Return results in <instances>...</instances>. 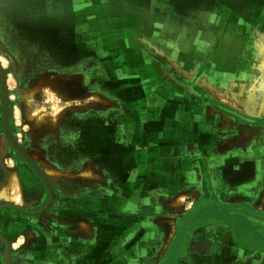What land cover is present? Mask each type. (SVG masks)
<instances>
[{
	"label": "rangeland",
	"instance_id": "obj_1",
	"mask_svg": "<svg viewBox=\"0 0 264 264\" xmlns=\"http://www.w3.org/2000/svg\"><path fill=\"white\" fill-rule=\"evenodd\" d=\"M22 1L0 0V186L9 196H0V264H25L21 259L40 250L41 237L62 236L56 234L61 219L51 212L57 211L59 204H68L70 199L80 200L75 205L82 204L83 192L87 193L100 184L99 180L93 181L94 186L84 184L89 174H95L96 178L111 177L108 176L112 172L107 170L109 166H100V157H111L125 180L124 170L133 165V159L123 164L120 148L114 152L109 146L99 147L100 142L112 141L117 136V133L106 130L105 125L113 119V112L123 107L118 90L125 77L131 76L125 83L129 84L126 86L130 90L127 97L133 96L135 111H147L155 106V101L135 99L143 93L156 91L159 85L155 86L153 78H165L169 80L165 88L171 92L196 94L199 102L207 101L210 106L233 117V148H242L249 153L248 157L256 151L258 156L264 153V28L258 16L243 18L242 0L227 5L234 10L229 17L226 15L228 10L217 6L216 0H171L170 11L180 15L175 28L166 27V13L161 12L162 5L156 6L159 20L155 29L159 46L153 42L148 60L149 66L155 64L157 68L122 63L137 60V54L127 56L118 48L117 36L114 40L109 39L108 49L111 48L112 52L110 50L97 58H89L92 54L85 49L76 52L74 46L71 51L61 52L49 43L41 30H36L35 6ZM76 8L84 7L77 5ZM97 16H100L99 9L96 13L90 9L89 18ZM74 18L70 9L61 23L65 27L60 26L61 29L72 33ZM219 22L224 23V28H218ZM39 24L41 26V22ZM112 24L95 20L90 26L101 25L105 29L109 25L107 31H110ZM85 26L87 31L88 26ZM164 34L165 40L162 38ZM68 35L72 41V35ZM61 36L65 37V34ZM85 38L93 42L91 36L85 34ZM175 43L182 48L181 52L172 45ZM99 64L100 69L96 67ZM4 91L7 92V103L3 99ZM5 111H8L12 136L25 154L5 133ZM244 117L256 120L257 124ZM146 125L152 130L154 126L161 127V122L151 121ZM222 161L221 157L218 163ZM18 183L23 203L12 196ZM106 183L110 182H103ZM204 184L209 186L208 182ZM103 196L100 194L92 199ZM234 199L235 204L254 201L253 198ZM257 206L264 207L262 191L251 208ZM91 209L89 212L80 208L73 214L76 217L71 218L73 224L70 225V228L79 227L77 233L87 240L89 233L95 237L99 219L107 222L119 215L113 209ZM198 212L195 208L189 215ZM89 217L90 226L88 224L87 232H84L80 221H89ZM231 219L239 232L242 231L240 237L250 234L251 225L241 219ZM61 229L65 232L63 227ZM112 230H107L106 240L104 232L100 231L95 247L92 246V260L87 264L115 263L111 259L99 260L106 244L110 243L108 240L114 238ZM253 231L256 233L254 228ZM180 239L175 241L163 264H167L169 256L173 257L169 264L175 262V258L179 261L181 248L178 249L176 242ZM77 241L81 240L78 238ZM260 242L264 245L263 238Z\"/></svg>",
	"mask_w": 264,
	"mask_h": 264
},
{
	"label": "crops",
	"instance_id": "obj_2",
	"mask_svg": "<svg viewBox=\"0 0 264 264\" xmlns=\"http://www.w3.org/2000/svg\"><path fill=\"white\" fill-rule=\"evenodd\" d=\"M234 2L237 1L216 0V5L228 10L226 15L229 17L234 10L227 5ZM22 3L35 6L36 30H41L49 43L61 52L71 51V46H74L76 52L85 49L88 54H92L89 58H97L110 50L112 52L111 48L108 49L109 39L114 40L117 36L118 48L127 56L137 54V60L122 63L135 67L142 64L149 66L153 42L159 46L155 29L156 21L159 20L156 18V6L162 5L161 12L166 13L167 28H175L180 21V15L170 11L171 0H23ZM241 4L244 5L241 11L243 18L258 16L263 29L264 0H242ZM77 5L84 8L77 9ZM70 9L75 17L72 33L60 27H65L61 23L67 18ZM90 9L95 13L99 9L100 16L90 19ZM95 20L113 22V27L110 31H107L109 25L105 29L101 25L91 27V22ZM218 24V28H224V23ZM85 25L88 26L87 31ZM68 34L72 35V41ZM85 34L91 36L93 42L85 38ZM227 34L232 35L229 32ZM164 36L162 38L165 40ZM59 38L67 40L59 41ZM172 45L181 52L182 48L178 44ZM157 66L154 64L149 67ZM96 67L102 68L100 64ZM127 78L131 76L125 77L118 90L123 107L115 110L112 114L114 120L105 125L106 130L117 133V136L112 141L99 143L100 148L106 145L114 152L120 148L123 164L133 159V165L124 170L125 180L111 157H100V166H109L107 170L112 172L108 176L111 177L103 175L102 178H96L95 174L86 176L84 184L87 182L89 186H94L95 180H99L100 184L87 193L83 192L81 206L75 205L80 200L70 199L68 204H59L56 206L57 211L51 212L61 219L59 222L62 225L58 222L56 234L62 236L51 238L53 240L37 238L40 250L36 247L37 251L26 254L21 261L25 264H87L92 260V246L95 247L100 231L104 232L105 236L102 237L106 240L107 230L113 229L114 238L108 240L110 243L106 244L100 261L111 259L114 264H163L175 241L181 238L180 242H176L178 249L181 248L179 261L175 258L172 264H264V245L260 237L257 240L253 231L258 226L251 225L252 230L247 234V237H251L245 244L236 236L238 233L233 227L238 229L237 225L217 219L212 212L215 205L237 211H240L239 206L252 207L261 191L264 193V153L261 157L255 150L253 156L248 157L249 153L242 148H233V117L210 106L207 101L199 102L196 94L171 92L165 88L169 83L165 78H153L155 86L159 85L156 91L143 93L135 99L155 101V106L147 111H135L133 96L127 97L130 91L126 87L129 84L125 83ZM151 121L161 122V127L154 126L149 130L146 124ZM221 157L223 161L219 164ZM105 181L110 183L103 184ZM204 182H208L209 186ZM100 194L104 196L92 199ZM233 197L253 198L254 201L250 200V204H235ZM204 203L209 205L205 216H199V213L189 215ZM82 207L89 212L93 210L92 207L95 210L113 209L119 215L107 222L99 219V224L95 220L98 225L95 237L89 233L87 240L84 235L82 237L77 233L79 227L70 228L73 224L71 218L76 217L73 214ZM254 208L256 211L261 209L258 206ZM90 221L91 217L89 221L82 219L80 223L87 222L90 226ZM81 230L87 232L85 227ZM77 237L82 242L77 241ZM262 238L264 242V207ZM169 259L167 264L172 262L173 257L169 256Z\"/></svg>",
	"mask_w": 264,
	"mask_h": 264
},
{
	"label": "flooded vegetation",
	"instance_id": "obj_3",
	"mask_svg": "<svg viewBox=\"0 0 264 264\" xmlns=\"http://www.w3.org/2000/svg\"><path fill=\"white\" fill-rule=\"evenodd\" d=\"M248 118V117H247ZM249 120H253V122H257L256 120L252 119V118H248ZM262 121V120H261ZM259 121V122H261ZM252 122V121H251ZM257 124V123H256ZM208 206L206 203H204V205H202L201 207L199 206L198 210H199V216H205V214H207V210H208ZM227 207V206H224ZM240 208H238V210L240 209V211H237V209H225L223 208V206H218L216 207V205L214 206V208H212V212L214 214V216L219 219V220H225L230 222L231 224H233V226H235L234 222L232 219H229V217L233 216L234 219L237 218V220H244L245 222H247L249 225L255 224L256 226H258L255 230L256 233L258 234V238L260 237L262 240V207L260 210L258 211H251V207L248 206H239ZM227 210V211H226ZM251 213L253 215H251ZM227 216V217H226ZM229 216V217H228ZM255 219V220H254ZM259 224V225H258ZM234 230H236V233H241L242 231L240 230L239 232V228L236 229L235 227H233ZM255 233V235H256ZM238 234H236L237 238L242 241V243H247L250 239L251 236L247 234L240 237Z\"/></svg>",
	"mask_w": 264,
	"mask_h": 264
},
{
	"label": "water",
	"instance_id": "obj_4",
	"mask_svg": "<svg viewBox=\"0 0 264 264\" xmlns=\"http://www.w3.org/2000/svg\"><path fill=\"white\" fill-rule=\"evenodd\" d=\"M3 99L4 101L7 103L8 102V97H7V92L4 91L3 92ZM246 118V120H249L247 117H244ZM253 122V120H250ZM3 124H4V129H5V133L6 135L8 136L9 140L11 141V143L21 152L24 153V151L19 147L18 143L16 142V140L13 138L12 136V133L9 129V126H8V111H5L4 112V115H3ZM25 154V153H24ZM17 207V206H16ZM17 208H20V207H17Z\"/></svg>",
	"mask_w": 264,
	"mask_h": 264
},
{
	"label": "bare ground",
	"instance_id": "obj_5",
	"mask_svg": "<svg viewBox=\"0 0 264 264\" xmlns=\"http://www.w3.org/2000/svg\"><path fill=\"white\" fill-rule=\"evenodd\" d=\"M17 191L16 193H14L12 196H13V199L18 201L19 203H23V198H22V195H21V189H20V185L18 183L17 187H16ZM0 196H3L5 198L9 197L8 194H6L5 192H3L1 186H0ZM199 196V195H198ZM25 203V202H24ZM88 226V223L87 222H82V227H85L87 228ZM92 227V226H91Z\"/></svg>",
	"mask_w": 264,
	"mask_h": 264
}]
</instances>
